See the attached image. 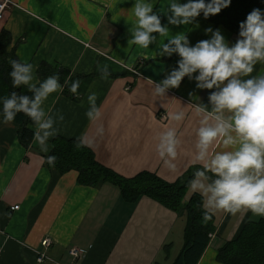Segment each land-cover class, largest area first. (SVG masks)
I'll use <instances>...</instances> for the list:
<instances>
[{"label": "crops", "instance_id": "1", "mask_svg": "<svg viewBox=\"0 0 264 264\" xmlns=\"http://www.w3.org/2000/svg\"><path fill=\"white\" fill-rule=\"evenodd\" d=\"M17 6L6 11L0 33L12 37L10 50L22 62L38 70L44 63L71 71L80 81L79 97L66 86L45 102L59 129L43 147L34 140L24 146L19 140V125L0 123V264H174L184 246L187 220L147 196L128 203L113 183L93 187L79 182V173L60 174L47 165L57 137L83 141L105 167L123 178L144 172L156 174L167 183L191 176L200 167L195 161V131L200 115L196 104L210 106L212 90L196 88L198 81L185 77L180 89L169 96L153 94L154 82L178 69L179 54L157 56V36L148 50L129 46L130 0H15ZM187 3V0H180ZM156 9L167 7L157 0ZM155 10V9H154ZM126 18H128L126 22ZM166 21H162L164 23ZM198 26L169 25V35L185 32L190 46L210 40L206 28L219 29L226 42L234 44L239 36L223 26L197 18ZM155 58V59H154ZM107 65L110 75L102 78ZM264 74L257 64L253 75ZM195 90L199 101L188 102ZM97 94L101 115L89 121L87 96ZM183 110L186 118L176 122L170 113ZM62 114L63 121L59 120ZM34 131V126L31 127ZM177 130L180 144L175 168L159 157V134ZM102 129V132H101ZM199 195L190 187L185 198ZM19 206V210L12 208ZM215 232L198 264H221L219 250L241 235L248 222H263L251 212L232 216L216 212L212 216ZM50 241L49 247L43 242ZM79 252V256L73 254ZM45 255L40 261L39 257Z\"/></svg>", "mask_w": 264, "mask_h": 264}, {"label": "clouds", "instance_id": "2", "mask_svg": "<svg viewBox=\"0 0 264 264\" xmlns=\"http://www.w3.org/2000/svg\"><path fill=\"white\" fill-rule=\"evenodd\" d=\"M156 3L157 0L132 2L128 9L132 21L128 45L148 50L157 42V36L153 35L157 33L167 38V42H159L157 56L171 57L175 53L182 59L178 61V69L154 82L153 94L169 96L170 90L180 89L186 76L192 78L197 72L196 88L212 90L208 95L210 106L196 104L201 118L195 131L194 159L200 167L188 180V187L202 197L203 221H210L218 211L232 216L251 212L255 217L264 218V74L253 75L257 64L264 65V9L254 8L240 22L239 39L234 44L226 42L219 29L209 27L205 33L212 38L190 46L185 32L169 35V25L179 28L195 23L198 26L197 18L201 14L205 20L210 19L227 9L232 0H187V3L167 0L166 10L156 9ZM9 63L13 88L26 89L30 95L13 91L0 97V123L14 122L23 113L33 122L34 141L47 153L49 149L43 146L58 135L59 129L54 115L46 111L45 102L53 94L63 93L66 86L78 98L80 81L65 80L62 84L59 73L40 80L32 63L19 60ZM101 70L102 78L107 79L108 66L104 65ZM97 98L96 93L87 96L85 115L89 121L101 115ZM193 101H199L195 90L188 93L187 104ZM169 118L182 122L186 113L180 110L170 113ZM63 119L60 114L59 120ZM158 139L159 157L174 169L180 144L177 130L168 128ZM84 146L87 145L83 141L77 144V147ZM56 159V156L46 157L50 166L55 165Z\"/></svg>", "mask_w": 264, "mask_h": 264}, {"label": "trees", "instance_id": "3", "mask_svg": "<svg viewBox=\"0 0 264 264\" xmlns=\"http://www.w3.org/2000/svg\"><path fill=\"white\" fill-rule=\"evenodd\" d=\"M264 9L262 0H232V4L221 13L209 20L217 26H223L239 36V24L246 19L254 8ZM203 17V14H201ZM12 45L11 34L7 30L0 33V97L17 91L24 94L26 89L13 88L11 83L10 60H19L16 50L9 49ZM20 61V60H19ZM59 73L60 82L73 78L67 68L42 64L38 70L40 80ZM2 107V106H0ZM19 125V140L24 146L33 142V122L23 113L18 114L15 121ZM81 140L57 137L52 142L49 156H56L54 166L60 174L70 171L79 173V182L85 186L97 187L105 183L117 185L128 203H134L143 196L152 198L167 208L182 213L187 225L184 234V246L174 264H198L211 241L210 235L215 232L213 218L203 221L202 197L193 196L186 200L185 192L191 176H184L176 183H167L156 174L144 172L135 178H123L101 164L94 152L88 147H77ZM218 262L221 264H264V221L248 222L241 235L235 241L228 242L219 250Z\"/></svg>", "mask_w": 264, "mask_h": 264}, {"label": "built area", "instance_id": "4", "mask_svg": "<svg viewBox=\"0 0 264 264\" xmlns=\"http://www.w3.org/2000/svg\"><path fill=\"white\" fill-rule=\"evenodd\" d=\"M17 4L15 2V0H0V24L1 22L4 21L5 19V13L7 10L13 8V7H16ZM19 206H15L14 208H12L13 211L15 210H19ZM43 246L44 247H49L50 246V241L49 240H45L43 242ZM73 254H75L76 256H79V252L78 251H74ZM45 258V255H41L39 257V260L42 261L43 259Z\"/></svg>", "mask_w": 264, "mask_h": 264}]
</instances>
